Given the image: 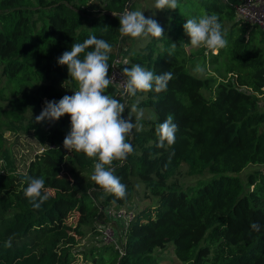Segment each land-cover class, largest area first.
Returning a JSON list of instances; mask_svg holds the SVG:
<instances>
[{
    "label": "trees",
    "instance_id": "1",
    "mask_svg": "<svg viewBox=\"0 0 264 264\" xmlns=\"http://www.w3.org/2000/svg\"><path fill=\"white\" fill-rule=\"evenodd\" d=\"M100 1V10L92 11L90 0H0V147L2 131L16 122L42 147L25 172H0V264H76L74 253L89 264H158L153 251L167 243L181 264H264V31L236 18L242 0H178L177 10H160L155 20L164 36L150 37L121 61L122 69L140 64L154 74L171 71L167 90L136 97L120 96L114 84L105 90L125 104L124 117L138 98V107L154 113L128 138L133 153L122 165L113 162L127 191L116 199L94 181H75L74 171L94 169V161L63 147L69 115L41 123L30 115L46 100L77 90L67 66L57 63L75 42L93 35L108 42L110 72L121 36L118 17L137 0ZM205 14L218 16L228 41L216 53L193 48L183 28ZM197 65L204 76L190 72ZM169 115L178 131L166 150L156 146L155 130ZM248 164L258 167L241 182L236 174ZM180 166L188 176H211L181 186ZM25 177L44 179L49 199L41 209L24 196ZM138 185L156 201L135 208L118 245L74 250L86 232L101 235L100 210L126 204ZM95 191L103 195L100 204ZM10 237L12 246L5 247Z\"/></svg>",
    "mask_w": 264,
    "mask_h": 264
},
{
    "label": "clouds",
    "instance_id": "2",
    "mask_svg": "<svg viewBox=\"0 0 264 264\" xmlns=\"http://www.w3.org/2000/svg\"><path fill=\"white\" fill-rule=\"evenodd\" d=\"M154 7L156 10H177L179 4L178 0H155ZM143 13L140 10H127L118 17L121 37L148 40L150 37L160 39L164 36V29L159 23L151 17L146 18ZM183 28L190 37L193 48H204L208 52L216 53L228 45L225 33L222 32V24L215 14L187 19ZM175 46L172 43L173 49ZM87 49L92 50L86 51ZM111 51L108 42L94 35L82 43L75 42L70 51H65L57 63L67 66L68 75L75 81L77 90L73 95H64L59 101L46 100L43 110L35 117V122H55L65 114L69 115L71 130L64 138L63 147L68 152L83 153L86 158L93 160L91 180L103 192L116 199H125L126 185L114 174L112 165L114 161H119L122 165L133 153L134 149L128 138L134 129L136 132L143 130L141 121L145 112L138 107V98L131 105L127 117H124L122 114L125 112V104L105 94V90L113 83L109 76L108 63ZM195 71L203 73L204 68L197 65ZM122 76L126 78L123 81L124 92L130 97H136L138 93L166 91L168 83L173 79L171 71L154 74L140 64H134L131 68L125 67ZM155 131L158 137L156 146L167 150L175 143L178 125L169 115ZM25 181L27 187L24 189V196L34 209H41L49 199L48 193L44 191V179L25 177ZM250 227L258 232L261 226L253 222ZM11 246L10 237L5 247Z\"/></svg>",
    "mask_w": 264,
    "mask_h": 264
},
{
    "label": "rangeland",
    "instance_id": "3",
    "mask_svg": "<svg viewBox=\"0 0 264 264\" xmlns=\"http://www.w3.org/2000/svg\"><path fill=\"white\" fill-rule=\"evenodd\" d=\"M131 2L133 0H130ZM134 3V2H133ZM155 0H137L133 4L132 10H140L144 12L146 18L151 17L155 19L157 15L160 14V10H156L154 7ZM90 9L92 11H99L101 6L100 0H90ZM160 21V20H159ZM146 40L144 39H133L131 37H121L118 45V56L121 59L125 58V55L134 50L138 46H142ZM190 72L197 76L202 77L205 75L203 73H198L195 68L191 69ZM203 96L207 97L208 92L201 90ZM260 107L264 105V97L260 99ZM45 104V103H44ZM131 109L130 103L128 104ZM45 105L41 106L39 111L31 112L30 115L38 116L43 110ZM145 116L148 118H153L154 113L149 109H144ZM11 128L9 130L2 131V144L0 147V172H25L28 161L32 159L33 155L42 150V147L38 144L32 135L31 131L23 130L20 123H10ZM258 165L248 164L236 175L240 178L241 182H244L245 175L252 169L257 168ZM94 169L88 168L79 171L76 169L73 173L74 179L77 184L87 185L92 182L91 175ZM177 179L181 186H186L189 184H196L200 180H206L211 176V174L205 173L204 175H192L188 176L183 173V166H180ZM198 184V183H197ZM94 199L97 204H100L103 195L95 191ZM156 201L155 197L147 196L144 192L142 185H138L134 188L132 197L130 200L122 205H115L110 203L100 210V222L102 226H106L111 233V240L105 239L103 236L93 237L90 233H85L82 237L78 238V243L74 247V250L87 251L90 247H97L100 243L111 244L114 247L118 245L120 241L121 234L124 230L127 217L135 210V208L143 207L147 204H154ZM124 212L126 215L119 218L114 217L116 213ZM74 217L68 219V223L73 224ZM153 256L158 264H181L178 259L173 254L172 244L167 243L163 248H158L153 251ZM74 262L76 264H89V258L84 259L82 254L74 253Z\"/></svg>",
    "mask_w": 264,
    "mask_h": 264
},
{
    "label": "built area",
    "instance_id": "4",
    "mask_svg": "<svg viewBox=\"0 0 264 264\" xmlns=\"http://www.w3.org/2000/svg\"><path fill=\"white\" fill-rule=\"evenodd\" d=\"M235 16L249 24H254L264 31V0H242L235 8ZM122 61L119 56H116L111 63L109 76L112 78L113 83L119 91L120 96L127 95L124 92L123 81L126 79L122 76ZM124 212H119L114 217L119 218L125 216ZM129 215L127 219L130 217ZM101 236L107 240H111V233L108 227L101 225Z\"/></svg>",
    "mask_w": 264,
    "mask_h": 264
},
{
    "label": "water",
    "instance_id": "5",
    "mask_svg": "<svg viewBox=\"0 0 264 264\" xmlns=\"http://www.w3.org/2000/svg\"><path fill=\"white\" fill-rule=\"evenodd\" d=\"M129 4H130V2H127V3L125 4V9H124V11H127V10H128Z\"/></svg>",
    "mask_w": 264,
    "mask_h": 264
}]
</instances>
